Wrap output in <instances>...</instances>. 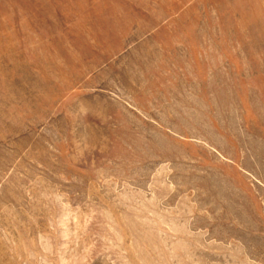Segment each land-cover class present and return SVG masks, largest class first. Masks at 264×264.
Segmentation results:
<instances>
[{
	"label": "rangeland",
	"instance_id": "rangeland-1",
	"mask_svg": "<svg viewBox=\"0 0 264 264\" xmlns=\"http://www.w3.org/2000/svg\"><path fill=\"white\" fill-rule=\"evenodd\" d=\"M0 264H264V0H0Z\"/></svg>",
	"mask_w": 264,
	"mask_h": 264
}]
</instances>
